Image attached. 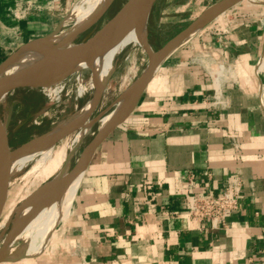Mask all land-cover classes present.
I'll return each instance as SVG.
<instances>
[{"label":"crops","instance_id":"0c3cea01","mask_svg":"<svg viewBox=\"0 0 264 264\" xmlns=\"http://www.w3.org/2000/svg\"><path fill=\"white\" fill-rule=\"evenodd\" d=\"M80 1L0 0V63ZM217 1L167 0L159 22ZM233 178L244 187L226 227L191 218V182L220 194ZM73 206L48 257L12 264H264V0H241L165 59Z\"/></svg>","mask_w":264,"mask_h":264},{"label":"water","instance_id":"95a60500","mask_svg":"<svg viewBox=\"0 0 264 264\" xmlns=\"http://www.w3.org/2000/svg\"><path fill=\"white\" fill-rule=\"evenodd\" d=\"M159 0H127L122 7L107 20L94 33L86 36L82 41H77L86 31L80 32L72 40L67 42H54L61 33L69 13L65 16L59 26L50 34L34 39L8 56L0 63V106L11 94L22 90H44L57 86L64 81L82 74L86 70H93L100 66L102 58L118 39L130 30H136L140 35L146 32V40L152 53L146 52L148 63L146 68L127 88L120 97L128 92L120 108H117L118 98L106 111L97 117L93 113L89 115L88 124L94 123L97 118L105 114L114 113L111 121L99 128L90 141L84 146L76 162L72 159L65 162L64 174L59 180L49 198L42 205V208L57 201L70 184L80 175H84L89 163L100 145L120 125H122L132 114L147 86L152 81L155 73L165 59L180 45L186 42L204 26L216 19L226 10L241 0H218L206 8L187 27L174 35L161 47L154 49L149 39V22L154 8ZM115 0H111L99 15L90 28L96 25L102 17L110 10ZM77 41V42H76ZM140 46V45H139ZM142 48V46H140ZM29 57L22 66L5 74V71L12 63L21 57ZM113 75V74H112ZM110 76L105 88L100 93L98 104L101 102L107 85L112 77ZM96 106V107H97ZM109 112V113H108ZM12 121V108H8V115L4 120L0 114V216L4 210L8 198L10 180L13 174L10 172L12 162L23 153L28 145L37 138L52 134L59 125L30 139L29 141L13 147L10 143L9 128ZM87 126L83 128L86 130ZM91 127H89L90 129ZM88 129V128H87ZM57 143L53 144L56 145ZM12 225L4 228L0 234V263L15 262L8 260V256L22 249L25 244L19 242L13 250L7 249L9 232ZM15 251V252H14Z\"/></svg>","mask_w":264,"mask_h":264},{"label":"rangeland","instance_id":"374dc122","mask_svg":"<svg viewBox=\"0 0 264 264\" xmlns=\"http://www.w3.org/2000/svg\"><path fill=\"white\" fill-rule=\"evenodd\" d=\"M90 1L91 0H83L81 3H77L69 12L70 15L75 12H83ZM126 1L127 0H115L110 10L102 17V19L95 26L82 34V36L77 41H82L86 36L94 33L97 29H99L107 20L115 15V13L122 7V5ZM163 3H167V0H159L157 2L149 22V39L154 49L161 47L169 38L176 35L179 32L178 30L180 28L188 25L192 21V19H194L198 15V13L201 12L199 11L193 15L190 14V16H188L186 21L184 22H178L180 19L177 18L174 19V22L169 21L161 24L159 22V10L160 6ZM100 4L98 5V7L100 6ZM76 25H78L77 21H70L64 25L62 30L67 29V32L71 31L76 27ZM140 46L137 44H131L117 56L116 68L107 85L103 98L99 105L97 106V103V107L95 106L91 112H94L93 117H97L98 115L106 111L120 97V95L133 84V82L146 68L148 63L146 54L147 49L143 46L141 48ZM91 72L92 70H86L83 73L89 75ZM59 86L61 90L57 97H53L54 100H52V97H49L47 91L39 89L29 91L22 90L15 92L9 95L2 102L0 106V114L3 117L5 115L7 116V109L9 108V104L11 102H16L17 104L15 117L9 130L11 145L13 147H17L29 141L30 139L52 129L60 123H63L71 115H76L77 113H79V111L90 101L88 99L89 95L77 98V76L64 81L63 83L59 84ZM102 117L97 118L92 126L91 124L87 126L89 122L87 119L80 128H78L74 132L69 133L66 137L57 142L56 145H34L25 150L31 151L49 146L48 150H52V159L47 160V162L41 167V169L35 168L34 163H36V160L34 162H28L17 170L11 172L12 174H14L10 180L8 198L4 206V210L0 216V234L6 227L7 220H9L8 223L9 225H12L13 228L16 224V217L18 218L19 214L21 213L20 210L12 213V207L17 206L21 202L26 200L41 185L46 184L54 177L56 178L57 175L64 170V165L67 160L72 159V164L76 162L84 146L90 141L93 135L100 128L99 120ZM85 126H87L88 129L86 128V130H83ZM89 127L91 128L89 129ZM80 135L83 136L82 141L78 146H75L74 150L72 151L70 148L71 144ZM44 153L47 152H40L38 153L37 157H41ZM55 158L59 159L60 161L57 160V164L52 167V169H50L48 165L50 161ZM54 243L55 241H53V245ZM50 250L51 247L42 256L38 255L35 257L28 254L26 255V258H32L29 260H35L36 262H39L40 260H42L41 258L49 256Z\"/></svg>","mask_w":264,"mask_h":264},{"label":"bare ground","instance_id":"6f19581e","mask_svg":"<svg viewBox=\"0 0 264 264\" xmlns=\"http://www.w3.org/2000/svg\"><path fill=\"white\" fill-rule=\"evenodd\" d=\"M82 1H80V3ZM110 1L111 0H91L83 12H75L71 15L69 13L65 24L70 21H77L78 25H76L73 30L68 32L67 29L62 30L61 33L56 37L54 42L70 41L80 32L89 30L92 24L97 20L99 15L103 12L106 5ZM99 4L100 6L98 7ZM131 44L141 45L147 49V52L152 53V49L150 48L146 40L145 31L142 35H140L136 30L132 29L122 35L118 39V41L104 55L98 68L93 69L89 75L82 73L77 76V98L89 95L88 99L90 101L79 111V113H77L76 115H71L67 120L61 123L52 134L37 138L35 141L31 142L28 145L27 149L34 145L46 146L49 144H55L64 137H66L69 133L74 132L81 127V125L88 119L92 110L98 103L100 93L103 91L110 76L113 74L117 64V56ZM27 60H29L28 56L16 59L12 63V65L5 71V74L15 70L16 68H19ZM44 90L47 91L49 97L55 98L58 96L61 88L59 85H57L46 88ZM127 93L128 92H125L124 95H122V97L117 101V108H120L122 106ZM54 98L52 100H54ZM114 115V113L104 115L99 120L100 128L106 126L114 117ZM82 138L83 136L80 135L71 144L70 148L72 151L74 150L75 146H78L80 144ZM48 147L25 151L21 153L12 162L10 172L17 170L28 162H34L36 160V163H34L35 168L41 169V167L47 162V160L52 159V150H48ZM45 151L47 153H44L39 158L37 157L38 153ZM57 160L60 161L56 158L50 161L48 165L50 169H52V167L57 164ZM63 174L64 170L59 173L56 178L54 177L46 184L41 185L19 205L12 207V213L16 212L17 210H20L21 213L19 214L18 218L16 217V224L9 232V241L7 244V249L13 250L19 242H24L25 246L17 252L14 251L15 253L10 254L8 256V260L18 262L23 259H26V255L28 254L33 255L35 257L38 255H43L44 253H46V251L50 249V247H52L53 241L56 240L58 236L59 230L63 228L67 219L72 213L71 210L74 209H72V206L78 193L80 182L82 179V175L78 176L70 184L68 189L62 195V197H60L57 201L50 204L49 206L42 208V205L44 204V202L47 201L55 186L62 178ZM8 221L9 220H7L6 222V226L9 225ZM7 263L4 262L0 264Z\"/></svg>","mask_w":264,"mask_h":264},{"label":"built area","instance_id":"2783aa9c","mask_svg":"<svg viewBox=\"0 0 264 264\" xmlns=\"http://www.w3.org/2000/svg\"><path fill=\"white\" fill-rule=\"evenodd\" d=\"M244 182L233 178L220 194L209 192L198 195L191 182L188 187V205L192 219L209 224L213 229L226 227L227 218L239 207L242 198Z\"/></svg>","mask_w":264,"mask_h":264},{"label":"flooded vegetation","instance_id":"af4514ba","mask_svg":"<svg viewBox=\"0 0 264 264\" xmlns=\"http://www.w3.org/2000/svg\"><path fill=\"white\" fill-rule=\"evenodd\" d=\"M16 107H17L16 102H11V103L9 104V108H12V121H11L10 126L12 125L13 120H14V117H15ZM7 110H8V109H7ZM7 115H8V111H7ZM1 116H2V115H1ZM2 118H3L4 120H6L7 116H6V115H5L4 117L2 116ZM9 130H10V128H9ZM9 138H10V143H11L10 132H9Z\"/></svg>","mask_w":264,"mask_h":264}]
</instances>
